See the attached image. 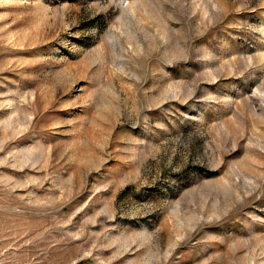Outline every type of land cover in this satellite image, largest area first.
Listing matches in <instances>:
<instances>
[{
    "label": "rangeland",
    "instance_id": "obj_1",
    "mask_svg": "<svg viewBox=\"0 0 264 264\" xmlns=\"http://www.w3.org/2000/svg\"><path fill=\"white\" fill-rule=\"evenodd\" d=\"M0 264H264V0H0Z\"/></svg>",
    "mask_w": 264,
    "mask_h": 264
}]
</instances>
